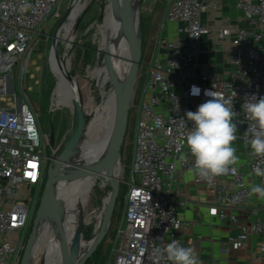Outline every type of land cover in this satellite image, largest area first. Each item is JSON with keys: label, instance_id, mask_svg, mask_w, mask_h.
Instances as JSON below:
<instances>
[{"label": "built area", "instance_id": "2783aa9c", "mask_svg": "<svg viewBox=\"0 0 264 264\" xmlns=\"http://www.w3.org/2000/svg\"><path fill=\"white\" fill-rule=\"evenodd\" d=\"M234 1L240 12L236 21L222 17L219 24H212L203 16L219 9L218 0H167L164 21L176 24L175 36H167L165 23L155 36L154 59L147 68L137 105L126 207L108 264H171L155 250L173 239L184 247L191 243L186 238L190 225L178 219L172 193L184 172L193 171L194 158L184 140L191 122L186 121L185 113L196 111L210 99L204 95L207 90L234 101L238 138L233 146L239 162L227 175L211 182L193 171L195 182L213 192L209 212L233 224L238 218L231 209L253 195L246 178L256 176L255 167L264 168V157L254 155L249 146L248 130L254 122L247 118L242 104L252 96L264 97V0ZM61 2L0 0V264H20L33 209L43 191L49 158L46 149L50 146L49 136L39 132L37 114L23 86L27 102L17 99L16 104L7 96L6 76L20 61L19 77L24 78L27 59L43 35L47 15L55 19L62 16ZM204 37L227 52L228 67L223 72L199 65ZM193 85L200 89V95H191ZM257 178L258 185L264 186V177ZM85 179L91 182L88 192L84 191L92 206H84V211L104 208L107 200L93 186L96 182L104 189L102 175ZM178 204L184 206L185 200ZM261 211L248 229L241 226V235L228 238V246L246 245L249 231L261 238L259 251L264 258V207ZM46 221L41 224L39 238L45 237Z\"/></svg>", "mask_w": 264, "mask_h": 264}, {"label": "rangeland", "instance_id": "374dc122", "mask_svg": "<svg viewBox=\"0 0 264 264\" xmlns=\"http://www.w3.org/2000/svg\"><path fill=\"white\" fill-rule=\"evenodd\" d=\"M70 1L62 0V15ZM108 2L109 0H82L81 4L82 6L84 5L85 11L80 19L81 21L74 28V38L69 41L68 36L70 35H66L67 37L60 41L58 49L59 56L70 60L69 70L76 75L82 87L86 111L95 107L99 102L106 100L114 91L115 82L117 83L119 78V71L112 72L108 67V62L106 61L107 54L104 52L109 51L112 46L109 28L106 26L104 19L99 21L102 9L106 7ZM166 7L167 0H141L138 3L142 57L134 87L128 125L120 148L122 156H124L123 161H126V166L123 167L122 182L115 201L110 226L101 243L84 264H108L111 260L115 231L118 225L121 224L124 208L126 207L125 196L127 190H129L127 181L129 179V167L133 153V139L135 135V124H137V105L140 89L144 83L147 68L151 65L150 58L155 53V36L157 30L161 24L165 23L163 19ZM80 14L81 12L77 16L79 17ZM46 19L42 31L43 35L39 43L35 46L34 52L27 59L24 78L21 80L19 77L21 62L18 61L15 69L6 76V85L8 91L7 96L14 100L16 104L17 99H20L21 102H27L22 91L23 86L24 92L28 96L29 104L37 114L40 134L44 133L49 136L50 146L47 147L46 154L48 157H51L54 153H57V148L69 139L75 126V112L69 86L66 82L60 81L51 64V35L55 31L59 19L51 18L49 14ZM74 19H71V21ZM167 24H164V28ZM46 35L49 37L47 38ZM98 65H102L103 67L102 82L98 89L93 90L94 73ZM51 128H53L55 137L53 144H51ZM102 170L104 172L106 171L104 167ZM102 187L104 189L110 188V181L104 175H102ZM39 204L38 202L33 209L32 220L34 219ZM97 211L96 209L94 213ZM92 212V208H87L84 211L85 218L87 216L90 219L87 218L85 223L84 236L86 239L94 236L103 220L102 215L101 222L97 225L96 218L94 215H91ZM46 222L45 237L40 236L37 241L34 250L35 261L33 264L41 263L49 238L48 235L52 232L51 221Z\"/></svg>", "mask_w": 264, "mask_h": 264}, {"label": "water", "instance_id": "95a60500", "mask_svg": "<svg viewBox=\"0 0 264 264\" xmlns=\"http://www.w3.org/2000/svg\"><path fill=\"white\" fill-rule=\"evenodd\" d=\"M82 0H71L67 9L61 16L56 26L54 33L51 35V60H53V69L55 72L59 71L57 64V47L64 36H62V29L67 21L72 10L74 3L81 2ZM141 0H139L140 2ZM109 4L115 12L122 14L128 13L129 24L132 34V42L126 38V60L128 61V68L125 77L120 82H115V111L113 123L105 145L102 147V152L106 154L103 160V167L105 172H102V163L100 168H92L90 165L74 164L73 159L81 153V143L85 139V132L89 115L85 114L83 97L79 91L78 83L75 82V74L66 68H62L63 75L72 83L73 90L76 97L74 98L73 108L75 112V126L66 142H63L58 148L57 153L49 157L47 165L46 179L43 191L40 197L39 205L32 221L29 234L26 238L23 254L21 256L20 264H32L34 261V250L37 240L39 238L40 227L45 219L52 222V232L49 237L59 238L63 229V219L65 215L66 198L65 195L76 196L73 203V211L75 212L77 226L73 233L65 261L63 264H84L89 256L98 247L106 234L110 223L112 212L114 209L115 201L118 196L120 184L122 182L123 170V157L121 152V143L125 135L130 108L132 107L134 87L137 80L138 70L141 65L142 57V40L141 29L139 25L138 9L135 12V4H131V0H109ZM85 11L81 12L77 21L73 24L74 28L77 27L81 17ZM105 54L107 53L104 51ZM74 80V81H73ZM53 128H51V144L54 142ZM76 167L79 171L89 169L87 173L79 178H75L73 171L70 167ZM104 175L110 181L109 190L102 189L96 182L93 186L96 188L97 193L102 199L107 200L104 207L103 220L99 230L90 239H86L85 234V214L84 203L82 201L81 192L79 187L75 185H83L84 179L93 175ZM84 241H90L87 249L80 254V246ZM41 264H44V259Z\"/></svg>", "mask_w": 264, "mask_h": 264}, {"label": "crops", "instance_id": "0c3cea01", "mask_svg": "<svg viewBox=\"0 0 264 264\" xmlns=\"http://www.w3.org/2000/svg\"><path fill=\"white\" fill-rule=\"evenodd\" d=\"M218 2L219 9L212 10L209 15L205 14L203 20L209 18L212 24H219L222 17H228L236 21L240 12L235 8V1ZM175 28V23H169L164 28L169 38L175 36ZM203 48L204 52L198 59L201 67L217 72L227 69V52L222 51L218 45L210 44L207 37L203 38ZM153 56L150 58L151 63ZM194 176L191 169L186 170L176 185L175 192L172 193V202L177 208L178 219L190 225L186 230V238L191 243L187 247L195 250L201 264H264V258L259 251L261 238L256 234L248 231L246 245L242 247L234 248L227 245L229 237L241 235L242 227L248 229L251 222L260 216L264 200L253 194L247 202L232 208L231 211L238 218V223L233 224L228 218L221 219L209 212L208 206L214 201L213 192L197 184ZM246 179L249 186L258 184L257 176ZM180 200H185L184 206L178 204Z\"/></svg>", "mask_w": 264, "mask_h": 264}, {"label": "clouds", "instance_id": "9594fccd", "mask_svg": "<svg viewBox=\"0 0 264 264\" xmlns=\"http://www.w3.org/2000/svg\"><path fill=\"white\" fill-rule=\"evenodd\" d=\"M191 95H200V89L193 85ZM204 95L210 97L197 107L196 111H187L186 121L191 127L184 138L190 155L194 158L193 171L201 179L211 182L216 177L227 175L238 164L239 157L233 146L237 140V123L234 110V101L231 97L225 98L222 94L207 90ZM233 96L236 93L233 91ZM242 109L254 126L249 129L251 137L249 146L252 153L264 157V97L257 99L250 97L242 104ZM256 176L264 177V168L259 166L253 169ZM250 194L264 200V186L253 184ZM155 252L166 256L171 264H201L197 253L191 247H184L173 239Z\"/></svg>", "mask_w": 264, "mask_h": 264}, {"label": "bare ground", "instance_id": "6f19581e", "mask_svg": "<svg viewBox=\"0 0 264 264\" xmlns=\"http://www.w3.org/2000/svg\"><path fill=\"white\" fill-rule=\"evenodd\" d=\"M138 3L139 0H131V4L132 5L135 4V12L138 9ZM84 8L85 7L84 5L82 6L81 2L74 3L69 16V20L67 21V24L63 26L62 29L63 32L62 36H64L63 38L67 37L68 35H70L68 36L69 41H71V39L74 38L73 36L75 29L73 24L74 21H76V18L78 17L77 15H79V13L84 10ZM71 19L74 20L71 21ZM103 19L105 20L106 26L109 28L110 38H112L111 39L112 46L110 47V50L107 51L106 53L107 54L106 61L108 62V67L111 69L112 72L119 71L118 82H120L125 77L128 68V61L125 59L127 56L126 38L129 39L130 42H132L133 40L130 24H129L130 22L128 18V13L124 12L122 14H119L118 12H115L108 2L106 7L102 9L99 21H102ZM59 45L60 43L58 44V47ZM58 47H57V53H58ZM59 54L60 53L57 54L58 57L57 64L59 71L56 73L60 81L66 82L67 85L69 86L72 101L74 102V98L76 97L75 91L73 90L74 88L72 87V83L68 81V79L63 75L64 70H62L63 67L66 68V71L69 70L70 60L69 59L66 60L64 57L59 56ZM52 63L53 60H51V64ZM95 71L96 72L94 73V80L92 85V88H94L93 90L98 89V87L102 82V75H103L102 65H98ZM74 79L75 82L77 81L79 91L82 94V90H81L82 87H80L76 75ZM83 105H84V98H83ZM84 111L85 114L89 115V121L87 123V128L84 137L85 139H83L82 143L80 144L81 153L80 155L74 157L73 162L74 164H79V165H87V166L90 165L92 168H96V169L100 168L102 163V169H103V160L105 157V153L102 152V147L105 145L108 139L111 126L113 123L114 111H115V92L113 91L106 100L99 102L95 107H93L88 111L85 110V106H84ZM70 170L73 171L72 172L73 175L75 174V178H79L85 173H87L89 169H84L82 171H79L78 168L71 166ZM102 172L105 173L103 170ZM90 184L91 182H89V180L84 179L83 185H78V184L75 185L77 188L79 187L82 201L85 207L92 206L90 205L88 197L86 196V191L87 189H89L88 187ZM84 185L85 188L82 187ZM65 198H66L65 199L66 207H65V215L63 219V229L58 239L52 238L51 240L50 237L48 238L44 255L42 258V260L44 259V264H63L65 261L68 245L71 239H73L72 238L73 233L78 222L76 221L75 212L73 211V207H72L74 200L76 199V196L65 195ZM95 211L96 209H93L91 215H94V217L96 218L97 225H99L102 219L104 208L101 207L96 213H94ZM87 218L88 217L86 216L85 223ZM89 244L90 241H84L81 243L80 254L87 249Z\"/></svg>", "mask_w": 264, "mask_h": 264}, {"label": "trees", "instance_id": "16d2710c", "mask_svg": "<svg viewBox=\"0 0 264 264\" xmlns=\"http://www.w3.org/2000/svg\"><path fill=\"white\" fill-rule=\"evenodd\" d=\"M58 49H59V47H58ZM80 87H81V85H80ZM82 90V89H81ZM82 94H83V92H82ZM83 98H84V96H83ZM124 166H126V161H123V167Z\"/></svg>", "mask_w": 264, "mask_h": 264}, {"label": "flooded vegetation", "instance_id": "af4514ba", "mask_svg": "<svg viewBox=\"0 0 264 264\" xmlns=\"http://www.w3.org/2000/svg\"><path fill=\"white\" fill-rule=\"evenodd\" d=\"M106 173V172H105Z\"/></svg>", "mask_w": 264, "mask_h": 264}]
</instances>
